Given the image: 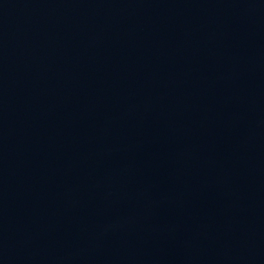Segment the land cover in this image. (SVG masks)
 <instances>
[{"label": "water", "instance_id": "95a60500", "mask_svg": "<svg viewBox=\"0 0 264 264\" xmlns=\"http://www.w3.org/2000/svg\"><path fill=\"white\" fill-rule=\"evenodd\" d=\"M0 264H264V0H0Z\"/></svg>", "mask_w": 264, "mask_h": 264}]
</instances>
